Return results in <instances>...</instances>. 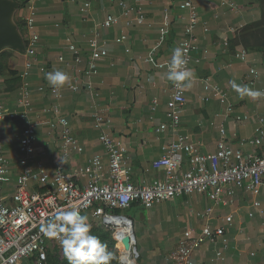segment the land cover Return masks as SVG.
Here are the masks:
<instances>
[{"label":"crops","instance_id":"1","mask_svg":"<svg viewBox=\"0 0 264 264\" xmlns=\"http://www.w3.org/2000/svg\"><path fill=\"white\" fill-rule=\"evenodd\" d=\"M9 1L20 5L13 21L25 46L28 40L25 20L29 7L37 9L36 31L40 38L37 64L26 69L25 52L11 48L0 52L5 109L21 111L19 89L23 73L27 72L33 89L28 123L38 126L37 152L30 163L32 169L37 161H42L52 172L53 163L60 155V128L51 131L46 124L56 115L44 113L45 109H57L58 116L68 120L73 136L83 148L82 153L73 155L67 162L66 173L71 175L75 170L87 167L93 158L100 157L104 163L103 182L107 181L109 158L99 137L103 129H107L96 127L97 115L111 119L109 131L127 146L133 167L131 181L136 185L163 180L165 170L154 169L153 163L165 154L167 143L176 141L177 134L188 136L204 155L215 154L222 140L233 150L251 152L250 145L242 143L257 137L259 120L264 119V97L241 98L229 82L235 80L238 84L264 91V78L255 86L248 82L250 68L264 72V0H230L239 7L238 11L223 6L221 0H194L196 14L201 19L196 29L199 50L195 57L201 58L202 63L190 66L195 78L192 87L185 91L186 104L178 132L166 130L161 134L156 129L167 123L173 85L164 74L173 49L179 47L184 37L189 11L181 9V5L186 0H127L129 5L141 8L146 17L145 24L132 27L125 26L126 20L113 0H94L89 12L83 11L85 0ZM110 15L118 17L120 22L107 29L104 21ZM204 24L210 29L208 33L203 31ZM163 28L167 29L165 41L158 43ZM231 29L239 32L232 33ZM96 34L100 43H106L108 56L98 63L97 74L88 78L85 71ZM123 34L128 35L129 43L117 44L116 39ZM68 41L80 51L79 65L74 63V56L68 50ZM225 41L230 43L229 50L223 46ZM128 47L130 53L125 52ZM242 49L247 52L246 61L236 57ZM60 57L64 60L60 61ZM56 69L70 77L69 83L59 88L61 98L49 90L38 91L42 86L52 88L45 77ZM76 78L79 89L73 92L70 86ZM207 82L222 88L227 94L226 103L205 90ZM229 106H232L231 112ZM28 123L14 119L4 127V150L11 162V173L4 189L8 199L16 191L20 174V136ZM257 151L261 153V150ZM87 182L88 179L83 178L80 185L85 186ZM37 189L34 184L29 186L31 192ZM222 199L226 204L212 201L207 194L195 193L150 209L135 204L123 212L133 221L130 235L139 254L138 264H175L170 256L183 233L191 230L200 235L207 224L214 230L223 228L225 234L216 244L203 241L192 257L194 264H264V195L257 198L261 203L259 208L254 207L255 200L249 193L234 187L226 189ZM209 208H213V213L207 221L199 215ZM87 216L92 226L95 221L91 214ZM227 217L232 218L231 223L226 221ZM116 242L118 250L125 255ZM218 253L222 258L217 257ZM130 256L135 264L138 256L133 249ZM120 261L122 264V259Z\"/></svg>","mask_w":264,"mask_h":264},{"label":"built area","instance_id":"2","mask_svg":"<svg viewBox=\"0 0 264 264\" xmlns=\"http://www.w3.org/2000/svg\"><path fill=\"white\" fill-rule=\"evenodd\" d=\"M93 1H84L82 7L84 12L90 11ZM221 1L223 6L238 11L239 7L234 2ZM113 2L120 8L126 20V27L145 24L146 17L141 8L129 5L127 0H113ZM181 9L188 10L189 17L179 48L184 50L187 67L190 68L192 64L202 63L201 58L195 57L199 50L196 29L201 19L196 14L194 0H186L181 5ZM36 19L37 9L30 6L25 20L28 35L24 51L27 57L26 69L37 64V44L40 38L36 31ZM119 22L118 17L110 15L105 19L104 27L112 28ZM209 30L207 24H204V33H208ZM231 30L232 33L239 32L237 29ZM160 31L158 43L165 41L167 29L163 28ZM116 43H129L128 35L123 34L116 39ZM223 46L229 50V41H225ZM68 50L74 56V63L79 65L80 51L72 41H68ZM125 52L130 53V48L128 47ZM107 56L106 43H100L99 35L96 34L91 42V55L85 75L88 78L96 75L98 63ZM236 57L246 61V50L238 51ZM59 60L64 59L60 57ZM159 68H164V65H159ZM41 70L44 71V69ZM27 76V72L22 74L23 82L19 89L21 111L10 112L5 109L2 101L4 82L0 70V264H47L50 252L60 247V244L56 239L44 235L41 231V222L46 221L56 211L66 210L69 206H76L81 214H91L93 221L101 220L106 227L116 230L115 233L119 227L115 225L113 219L126 220L131 230L133 229V221L123 212L135 204L150 209L163 202L195 193L207 194L212 201L226 204L222 199L223 193L226 189L234 187L249 193L255 200V208L261 206L257 198L264 195V119L259 120L260 127L256 129L257 137L242 143V145H250L252 148L250 153L233 150L222 140L218 143L215 154L204 155L189 141L188 136L177 134L176 141L167 143L164 147L165 154L153 163L154 169L165 170L163 180H156L150 185H136L131 181L133 167L128 157V148L109 131L112 125L111 119L101 115L95 117V125L100 130L107 129V131L103 129L99 137L109 158L107 181H102L104 163L100 157L93 158L87 167L79 168L71 175L67 174L65 165L73 155L82 153L83 148L78 139L73 136L68 120L58 116L57 109H45L44 113L54 112L56 115L46 124L51 131L60 128V155L53 163L52 172H49L42 161H37L35 169H32L30 163L37 152L36 128L38 125L28 123L32 110L33 89ZM261 78H264V72L250 68L248 82L251 86H255ZM78 80L76 78L74 84L70 86L71 91H78ZM46 90L61 98L59 89L54 90L44 86L38 89L40 92ZM205 90L217 96L221 103L227 102V94L219 86L207 82ZM185 104V91L181 92L172 85L171 100L166 113L167 123L161 124L156 129L158 134L166 130L178 132ZM228 111H232V106L228 107ZM14 119L26 121L28 126L20 136V174L17 178L16 191L14 196L8 199L4 189L6 179L11 173V162L5 155L4 127ZM224 133L225 131L222 130V134ZM257 150H261V153ZM83 178L88 179L85 186L80 185ZM31 184L36 185L38 189L31 192L29 190ZM212 213L213 208H209L199 216L208 221ZM226 221L231 223L232 218L227 217ZM224 234L223 228L214 230L209 224L203 227L200 235H195L193 231L188 230L183 233L170 258L175 264H194L192 257L203 241L216 244ZM132 249L139 258L133 245ZM217 257L222 258V254L218 253Z\"/></svg>","mask_w":264,"mask_h":264},{"label":"clouds","instance_id":"3","mask_svg":"<svg viewBox=\"0 0 264 264\" xmlns=\"http://www.w3.org/2000/svg\"><path fill=\"white\" fill-rule=\"evenodd\" d=\"M187 63L184 50L176 47L164 74V78L181 92L190 89L195 78L194 70L187 67ZM45 79L54 90L64 87L70 81L69 75L58 69L48 72ZM229 83L241 98L255 100L264 97V91L238 84L235 80ZM41 231L46 237L59 242L68 264H111L117 259L99 237L91 234L89 217L81 214L76 206H69L66 210H58L50 215L46 221L41 222Z\"/></svg>","mask_w":264,"mask_h":264},{"label":"water","instance_id":"4","mask_svg":"<svg viewBox=\"0 0 264 264\" xmlns=\"http://www.w3.org/2000/svg\"><path fill=\"white\" fill-rule=\"evenodd\" d=\"M20 5L9 0H0V52L6 48L15 51L24 52L25 43L17 26L13 21V17ZM121 244L125 249H132V237L125 236L121 240Z\"/></svg>","mask_w":264,"mask_h":264},{"label":"rangeland","instance_id":"5","mask_svg":"<svg viewBox=\"0 0 264 264\" xmlns=\"http://www.w3.org/2000/svg\"><path fill=\"white\" fill-rule=\"evenodd\" d=\"M0 69L2 70V67H0ZM91 228V234L99 237V239L107 245L108 249L115 253L117 259L112 261L111 264H121L120 259L124 257V254H122V252L118 250V245L114 236L116 230H113L110 227H106L101 220L95 221ZM134 262L135 264H138L139 258L134 260ZM47 264H68L61 246L50 252Z\"/></svg>","mask_w":264,"mask_h":264},{"label":"bare ground","instance_id":"6","mask_svg":"<svg viewBox=\"0 0 264 264\" xmlns=\"http://www.w3.org/2000/svg\"><path fill=\"white\" fill-rule=\"evenodd\" d=\"M115 225H117L119 228L117 232L115 233V238L120 244L122 250L126 253L124 257L122 258V264H133V261L130 256L131 250L125 249V247L122 246L121 240L125 236H130L132 230L131 227L128 225V222L126 220H121V219H113ZM120 233V234H119Z\"/></svg>","mask_w":264,"mask_h":264},{"label":"trees","instance_id":"7","mask_svg":"<svg viewBox=\"0 0 264 264\" xmlns=\"http://www.w3.org/2000/svg\"><path fill=\"white\" fill-rule=\"evenodd\" d=\"M245 30H247V29L245 28ZM245 30L243 29L242 32H244ZM48 260H49V258H48Z\"/></svg>","mask_w":264,"mask_h":264}]
</instances>
